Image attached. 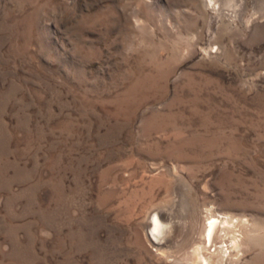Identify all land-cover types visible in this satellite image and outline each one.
<instances>
[{"label":"rangeland","instance_id":"rangeland-1","mask_svg":"<svg viewBox=\"0 0 264 264\" xmlns=\"http://www.w3.org/2000/svg\"><path fill=\"white\" fill-rule=\"evenodd\" d=\"M210 215L264 264V0H0V264H201Z\"/></svg>","mask_w":264,"mask_h":264},{"label":"bare ground","instance_id":"bare-ground-1","mask_svg":"<svg viewBox=\"0 0 264 264\" xmlns=\"http://www.w3.org/2000/svg\"><path fill=\"white\" fill-rule=\"evenodd\" d=\"M221 216H222V214H221ZM221 216L219 217L220 219L218 217H213V215L212 216L210 215V216L207 217V222L205 223V225L203 227V240H202V245L203 246L202 245H198L195 248L196 258H198L200 260L199 262L201 264H210V260L208 258L210 254L205 256V255H203L201 253L202 249H206L207 248L206 246H204L205 245L204 243H207L209 246H213L217 242V240L219 241V243H220V241H223V238L227 234V233H225L226 232L225 231L226 227L223 228L224 226L222 227V224L220 225V223H227L228 224V222H230V221L228 219H226V218L221 217ZM152 220H153V222H152V227L150 228V234H151L152 237H154L155 243H160L161 242L160 241L161 237L159 236L160 235V228H161L160 222H159L158 218L155 215L153 216ZM222 231H224V232H222ZM229 238H230L229 239L230 240V245L232 247L235 246L236 239L234 238V236H230ZM226 245H228V244H226ZM218 247H220V246H218ZM215 248L216 247H214V249Z\"/></svg>","mask_w":264,"mask_h":264}]
</instances>
